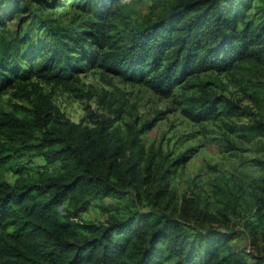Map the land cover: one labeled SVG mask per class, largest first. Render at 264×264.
<instances>
[{
  "label": "trees",
  "instance_id": "obj_1",
  "mask_svg": "<svg viewBox=\"0 0 264 264\" xmlns=\"http://www.w3.org/2000/svg\"><path fill=\"white\" fill-rule=\"evenodd\" d=\"M109 1L0 0V26L18 21L12 36L0 34V94L16 86L31 104L22 116L0 106V134L16 141L13 135L34 133L49 121L61 124L11 154L0 151V264H247L227 245L228 235L183 230L173 215L156 208L158 193L148 210L127 209L100 224L77 220L93 199L131 186V179L123 178L133 164L120 160L123 146L108 138L105 126L62 122L50 95L32 77L69 87L84 67H100L164 96L177 87H196L183 110L194 121L212 118L224 98L193 76L229 72L248 60L264 62V9L251 12L255 0H179L157 21L132 28L129 42L122 43L102 22H111L116 13L105 9ZM67 6L86 17L64 24L60 14L39 12ZM150 125L143 123L135 136ZM131 146L138 148L136 139ZM36 156L46 164L59 162L58 172L26 174L25 165ZM11 161L22 174L14 184L2 173ZM259 187L253 202L262 216L264 174Z\"/></svg>",
  "mask_w": 264,
  "mask_h": 264
},
{
  "label": "rangeland",
  "instance_id": "obj_2",
  "mask_svg": "<svg viewBox=\"0 0 264 264\" xmlns=\"http://www.w3.org/2000/svg\"><path fill=\"white\" fill-rule=\"evenodd\" d=\"M178 1L110 0L105 9L116 13L111 15V22H102L113 38L128 43L132 28L157 21ZM251 5L250 11L257 12L264 9V0H255ZM40 9V13L60 14L64 24L86 17L70 6ZM17 22L8 20L0 26V34L12 36ZM93 49L97 51L98 46ZM84 69L69 87L46 83L35 76L32 81L50 95L62 122L89 129L105 126L108 138L123 146L124 158L120 160L129 159L133 167L123 178L125 182L131 179V186L117 195L93 199L76 219L100 224L124 215L127 209L148 210L151 198L158 193L156 208L173 215L183 230L228 235L227 245L245 263L264 264V215L256 214L253 202L264 174L260 162L264 160V127L258 124L264 122V62L248 60L229 72L194 75L195 82L207 81L206 89L224 98L220 113L201 121H194L183 110L187 97L197 93L196 87H177L164 96L100 67ZM0 106L22 116L31 104L20 97L16 86H8L0 94ZM147 121L150 127L135 136L134 131ZM60 127L52 120L34 133L13 135L16 141L0 134V151L11 154L14 147L38 141ZM135 139L138 148L131 146ZM181 155L185 160H178ZM22 159L21 164L27 157ZM14 163L2 167L4 179L11 184L22 175L15 172L18 168ZM25 166L26 174L39 177L56 174L60 165L46 164L36 156ZM67 205H61L60 210Z\"/></svg>",
  "mask_w": 264,
  "mask_h": 264
},
{
  "label": "built area",
  "instance_id": "obj_3",
  "mask_svg": "<svg viewBox=\"0 0 264 264\" xmlns=\"http://www.w3.org/2000/svg\"><path fill=\"white\" fill-rule=\"evenodd\" d=\"M61 207V206H60Z\"/></svg>",
  "mask_w": 264,
  "mask_h": 264
}]
</instances>
